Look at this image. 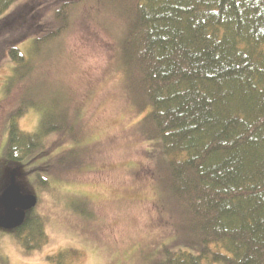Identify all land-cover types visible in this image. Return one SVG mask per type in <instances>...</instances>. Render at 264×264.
<instances>
[{
	"label": "trees",
	"instance_id": "obj_1",
	"mask_svg": "<svg viewBox=\"0 0 264 264\" xmlns=\"http://www.w3.org/2000/svg\"><path fill=\"white\" fill-rule=\"evenodd\" d=\"M17 1L0 0V16ZM57 2L58 27L42 44L69 28L74 3ZM117 3L124 6L118 59L127 99L154 164L148 174L172 205L163 225L174 228L176 244L190 249L165 247L150 264H264V0ZM6 57L28 65L13 46ZM58 107L51 102L46 108ZM65 108L45 111L37 133L23 132L16 122L26 106L13 115L5 161L20 163L45 151L52 132L79 142L82 132ZM36 183L48 187L38 175ZM8 233L26 252L48 242L44 221L33 210ZM83 258L82 251L67 249L47 260L82 264Z\"/></svg>",
	"mask_w": 264,
	"mask_h": 264
},
{
	"label": "rangeland",
	"instance_id": "obj_2",
	"mask_svg": "<svg viewBox=\"0 0 264 264\" xmlns=\"http://www.w3.org/2000/svg\"><path fill=\"white\" fill-rule=\"evenodd\" d=\"M68 1L74 3L69 28L48 44L39 40L58 27L57 0H18L0 16V192L14 177L23 195L36 197L33 212L48 238L40 250L26 252L0 228V264H52L47 258L67 249L82 251V264H150L165 247L190 251L163 225L172 205L148 174L154 164L127 99L118 59L124 6ZM9 46L25 58V69L6 57ZM51 102L67 107L82 132L79 142L52 132L44 139L46 152L7 163L13 115L26 106L16 122L23 132L37 133L45 111H60L46 108ZM37 175L48 187L36 183Z\"/></svg>",
	"mask_w": 264,
	"mask_h": 264
},
{
	"label": "water",
	"instance_id": "obj_3",
	"mask_svg": "<svg viewBox=\"0 0 264 264\" xmlns=\"http://www.w3.org/2000/svg\"><path fill=\"white\" fill-rule=\"evenodd\" d=\"M36 203V197L23 195L14 183V177H11L10 184L0 196L3 209L0 214V228L13 230L19 227L25 219V213L34 209Z\"/></svg>",
	"mask_w": 264,
	"mask_h": 264
},
{
	"label": "flooded vegetation",
	"instance_id": "obj_4",
	"mask_svg": "<svg viewBox=\"0 0 264 264\" xmlns=\"http://www.w3.org/2000/svg\"><path fill=\"white\" fill-rule=\"evenodd\" d=\"M6 144V143H5ZM5 147V146H4ZM9 185V183H7L3 188H2V190H1V192H0V196H1V193L4 191V189L7 187ZM3 212V209H2V207H1V211H0V213H2Z\"/></svg>",
	"mask_w": 264,
	"mask_h": 264
}]
</instances>
